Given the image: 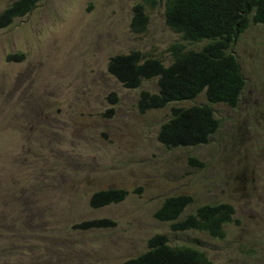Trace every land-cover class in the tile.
Masks as SVG:
<instances>
[{"label":"rangeland","instance_id":"obj_1","mask_svg":"<svg viewBox=\"0 0 264 264\" xmlns=\"http://www.w3.org/2000/svg\"><path fill=\"white\" fill-rule=\"evenodd\" d=\"M16 1L0 0V14ZM142 2L39 0L0 30V264H122L156 235L215 264H264V24H251L231 48L246 79L238 106L210 105L205 93L175 105H210L221 126L207 145L168 150L157 135L174 104L141 114L140 94L157 93L158 79L124 88L108 72L110 59L140 51L168 66L172 45L200 51L207 42L187 43L171 30L164 2L147 11L146 32L133 33V7ZM18 53L22 61L8 60ZM110 189L128 197L90 206ZM178 195L194 199L182 219L228 203L240 223L225 227L224 240L173 232L154 214ZM102 219L116 226L75 228Z\"/></svg>","mask_w":264,"mask_h":264},{"label":"trees","instance_id":"obj_2","mask_svg":"<svg viewBox=\"0 0 264 264\" xmlns=\"http://www.w3.org/2000/svg\"><path fill=\"white\" fill-rule=\"evenodd\" d=\"M165 3V21L187 43L207 44L200 51L187 50L183 44L169 48L172 61L166 66L162 59L147 58L140 51L112 57L108 72L124 88L135 90L145 80L158 79L157 93L143 91L138 109L141 114L171 107V117L159 129L157 140L168 150L196 148L209 143L220 129L221 121L210 105L175 107L195 100L205 93L209 104L238 105L245 77L238 58L231 51L241 34L251 25L264 24V0H143L133 7L131 30L144 34L149 25L147 11ZM39 0H17L0 14V30L10 27L16 18L25 17L37 6ZM23 54L8 58L22 61ZM112 96H115L114 94ZM112 99V97H111ZM111 102H116L111 100ZM194 167H204L195 157L190 158ZM124 189L102 190L90 198L92 208H104L126 200ZM191 195L167 197L154 217L170 223L173 232L198 231L211 238L224 240L225 227L238 225L235 208L228 203L207 204L182 219L193 204ZM110 219L94 220L76 225L83 230L114 228ZM148 249L122 264H215L202 251L189 246H172L164 235L148 241ZM92 264V263H89Z\"/></svg>","mask_w":264,"mask_h":264},{"label":"clouds","instance_id":"obj_3","mask_svg":"<svg viewBox=\"0 0 264 264\" xmlns=\"http://www.w3.org/2000/svg\"><path fill=\"white\" fill-rule=\"evenodd\" d=\"M163 2H164V1H163ZM164 5H165V3H164ZM159 6H160V5H159ZM159 6H158V7H159ZM158 7H156L155 9H157ZM259 25H262V24H259ZM249 27H250V26H249ZM249 27H248V28H249ZM248 28H247V29H248ZM247 29H246V30H247ZM246 30H245V31H246ZM245 31H244V32H245ZM244 32H243V33H244ZM243 33H242V34H243ZM242 34H241V35H242ZM240 37H241V36H240ZM18 54H23L24 57H25V54H24V53H18ZM239 63H240V62H239ZM240 66H241V65H240ZM241 69H242V68H241ZM245 80H246V79H245ZM245 86H246V85H245ZM244 89H245V87H244ZM244 89L242 90V93H243ZM241 95H242V94H241ZM240 98H241V96H240ZM239 101H240V99H239ZM238 104H239V102H238ZM210 105H211V104H210ZM224 105H225V104H224ZM237 106H238V105H237ZM235 108H236V107H235ZM217 132H218V131H217ZM214 135H215V134H214ZM212 136H213V135H212ZM212 136H211V137H212ZM210 139H211V138H210ZM206 145H207V144H206ZM89 201H90V200H89ZM89 204H90V202H89Z\"/></svg>","mask_w":264,"mask_h":264}]
</instances>
